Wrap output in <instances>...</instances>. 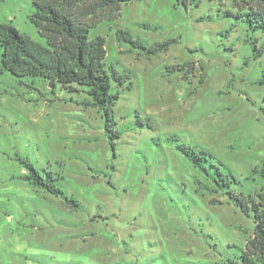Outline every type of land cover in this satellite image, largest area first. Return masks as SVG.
I'll use <instances>...</instances> for the list:
<instances>
[{
    "label": "rangeland",
    "instance_id": "1",
    "mask_svg": "<svg viewBox=\"0 0 264 264\" xmlns=\"http://www.w3.org/2000/svg\"><path fill=\"white\" fill-rule=\"evenodd\" d=\"M33 1L0 0V25L46 45ZM237 6L136 0L92 28L123 81L111 132L87 88L16 77L0 46V264H243L255 220L239 199L264 193V31Z\"/></svg>",
    "mask_w": 264,
    "mask_h": 264
},
{
    "label": "trees",
    "instance_id": "2",
    "mask_svg": "<svg viewBox=\"0 0 264 264\" xmlns=\"http://www.w3.org/2000/svg\"><path fill=\"white\" fill-rule=\"evenodd\" d=\"M136 0H34L31 22L38 29L46 45L34 41L10 24L0 25V46L3 49V70L16 77H43L51 83H60L70 92L87 88L92 102L87 105L98 107L106 119V129L112 131L114 119L110 115L119 100V94L111 93V81L123 83L115 71L105 68L107 51L102 37L91 40L89 32L104 21H114L121 14L123 4ZM191 0H177L187 5ZM241 16L264 31V0H233ZM120 42L130 43L147 50L139 40H135L123 30L117 32ZM172 41L160 43L148 49L155 55L169 49ZM264 85V78L261 81ZM119 137V133L115 132ZM114 139V137H113ZM190 156V153H186ZM205 154V153H203ZM197 167L201 165L194 159ZM31 171L28 181L62 196L63 191L51 182H46L38 171L25 163ZM264 175V171H263ZM242 210L255 220L254 237L247 244L243 264H264V193L258 199H239Z\"/></svg>",
    "mask_w": 264,
    "mask_h": 264
},
{
    "label": "water",
    "instance_id": "3",
    "mask_svg": "<svg viewBox=\"0 0 264 264\" xmlns=\"http://www.w3.org/2000/svg\"><path fill=\"white\" fill-rule=\"evenodd\" d=\"M52 87H54V85H52Z\"/></svg>",
    "mask_w": 264,
    "mask_h": 264
}]
</instances>
